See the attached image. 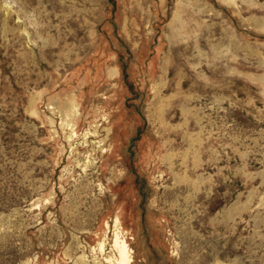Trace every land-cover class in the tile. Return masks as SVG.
<instances>
[{
    "label": "rangeland",
    "instance_id": "1",
    "mask_svg": "<svg viewBox=\"0 0 264 264\" xmlns=\"http://www.w3.org/2000/svg\"><path fill=\"white\" fill-rule=\"evenodd\" d=\"M264 264V0H0V264Z\"/></svg>",
    "mask_w": 264,
    "mask_h": 264
},
{
    "label": "bare ground",
    "instance_id": "2",
    "mask_svg": "<svg viewBox=\"0 0 264 264\" xmlns=\"http://www.w3.org/2000/svg\"><path fill=\"white\" fill-rule=\"evenodd\" d=\"M115 245L119 250V263L128 264L131 260V254L127 249L126 242L124 240L119 239V237L116 236Z\"/></svg>",
    "mask_w": 264,
    "mask_h": 264
}]
</instances>
